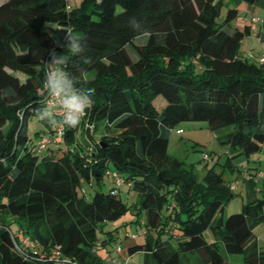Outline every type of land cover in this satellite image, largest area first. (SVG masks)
<instances>
[{"label": "trees", "instance_id": "1", "mask_svg": "<svg viewBox=\"0 0 264 264\" xmlns=\"http://www.w3.org/2000/svg\"><path fill=\"white\" fill-rule=\"evenodd\" d=\"M238 16L234 0H0V264H108L99 250L116 237L105 225L128 212L143 216L144 241L126 250L143 251L144 264H229L230 254L264 264L253 232L264 200L224 217L232 184L213 166L199 176L168 151L183 121L224 130L217 138L231 170L263 149L264 62L239 53L251 31L232 28ZM69 34L83 37L79 55L64 45ZM53 54L77 87L92 89L80 124L59 136L60 117L36 115ZM104 124L117 133L95 139ZM43 134L54 142L38 150ZM111 172L135 192L133 203L116 184L103 191ZM92 181L87 196L80 188Z\"/></svg>", "mask_w": 264, "mask_h": 264}, {"label": "rangeland", "instance_id": "2", "mask_svg": "<svg viewBox=\"0 0 264 264\" xmlns=\"http://www.w3.org/2000/svg\"><path fill=\"white\" fill-rule=\"evenodd\" d=\"M71 6L79 3L80 0H67ZM229 3V1H227ZM228 3L221 8V17H224L227 11ZM239 10V16L231 23L232 28L243 29L246 25L252 28V32L245 37L240 44L239 53L246 56L248 53L259 55L264 51V39H261L258 34L259 23L264 20V7H258L255 11H247L242 14L245 3L236 5ZM258 17L259 23L252 22L251 18ZM264 32V30H263ZM145 37L136 39V44H142ZM132 56L135 57L134 54ZM21 80L25 75L16 72ZM31 132L38 129V124L31 123ZM224 130L211 131L207 128L204 121H183L177 123L169 133L168 151L175 157L185 161L187 164H192L194 170L201 176L206 167H215L217 172L222 174L223 179L232 184L233 197L225 204L223 208V216L226 217L231 213L240 210L243 203L249 201H256L258 199L264 200L263 185H264V147L260 152L251 154L248 158L242 159L238 164V169L231 170L226 165L227 147L219 143L217 136L223 133ZM117 133V130L107 124L102 125L94 134L95 139H99L101 135H112ZM206 152L210 155V160L202 158V153ZM248 174L247 180H242L241 176ZM115 185L114 179L111 176L104 175L102 179V186L104 192H108ZM98 188L95 181L90 183H83L80 191H85L89 196L93 189ZM118 192L122 199L131 204L135 201V192L128 188L125 183L119 186ZM137 219L139 222H137ZM143 216H137L134 212H128L118 220L107 223L105 230L113 229L116 237L115 241L108 244L106 248L99 250L103 259H110V257H117V246L122 247V252L119 256L123 259L122 264H144L145 253L137 251L128 255L124 247L131 241L142 243L144 235L142 234ZM12 229H15L13 226ZM253 232L258 238L261 245H264V223L256 225ZM100 236L104 234L99 233ZM135 235V238L132 236ZM229 264H241V256L238 254H230L226 257Z\"/></svg>", "mask_w": 264, "mask_h": 264}, {"label": "clouds", "instance_id": "3", "mask_svg": "<svg viewBox=\"0 0 264 264\" xmlns=\"http://www.w3.org/2000/svg\"><path fill=\"white\" fill-rule=\"evenodd\" d=\"M135 26V24H134ZM64 45L71 53L79 55L84 49L83 37L77 34H69L64 38ZM65 57L51 55L49 66L45 70L43 84L46 93L55 97L57 104H45L36 113L41 121L54 123L56 108L63 110V123L68 128H76L92 104V89L79 88L73 75L64 68ZM91 60H85L88 65ZM81 71H84L81 69Z\"/></svg>", "mask_w": 264, "mask_h": 264}, {"label": "built area", "instance_id": "4", "mask_svg": "<svg viewBox=\"0 0 264 264\" xmlns=\"http://www.w3.org/2000/svg\"><path fill=\"white\" fill-rule=\"evenodd\" d=\"M68 7L69 6L67 5L66 9ZM251 21L252 22H258L259 19L256 16L255 17L252 16ZM248 56H251V53H248ZM259 61L260 62H264V51L260 54ZM48 66H49V61H47L45 63V68H47ZM43 90L45 91V94H46L44 105L45 104H57L58 103V101L56 100L55 97H50V96L47 95L46 90L44 88V85H43ZM56 116L61 118V121H59V123L56 125V136H59V135L62 134L63 129L66 126L63 123V110L60 109L59 107L56 108ZM53 142L54 141L51 140L50 136H48L47 134H43L37 140L36 145H37L38 150H43L46 146H48L49 144H51ZM202 158L206 159L207 161H209L210 160V155H208L206 152H203L202 153ZM110 175L114 179V183L116 185L120 186L123 183L122 179L120 178V176L116 172H111ZM232 187H233V185H231V188ZM263 191H264V187H263ZM132 238H135V235H133ZM23 244H24V246H27V247H33L35 242L32 239H30L28 236H26V237L23 238ZM116 250H117V252H119L120 251V246H117ZM108 264H122V262H120V260L117 257H111L109 259V261H108Z\"/></svg>", "mask_w": 264, "mask_h": 264}, {"label": "crops", "instance_id": "5", "mask_svg": "<svg viewBox=\"0 0 264 264\" xmlns=\"http://www.w3.org/2000/svg\"><path fill=\"white\" fill-rule=\"evenodd\" d=\"M234 3L236 4V5H238L239 6V4H241V3H243V2H241L240 0H234ZM240 7V6H239ZM258 7H264V0H256L253 4H250V5H248V4H245V6H244V9H242L241 10V12H242V14H245L247 11H251V12H253V11H255V9L256 8H258ZM259 22H257V24H258ZM259 28H258V34H259V36H260V38L261 39H264V32H263V30H264V20H263V22L262 23H259V26H258ZM250 31L252 32V28L250 27ZM247 178H249V175L248 174H243L242 176H241V179L242 180H247ZM135 242H133V241H131L130 243H128L127 245H126V247H124V250H125V252L127 253V250H126V248L129 246V245H131V244H134ZM123 247V246H122ZM122 247H120V251L118 252V256H117V258L120 260V262H122L123 261V259L119 256V254L122 252ZM128 254V253H127ZM129 255V254H128Z\"/></svg>", "mask_w": 264, "mask_h": 264}]
</instances>
